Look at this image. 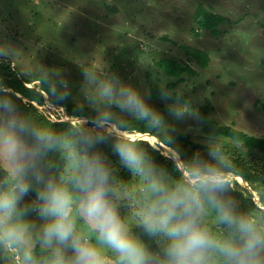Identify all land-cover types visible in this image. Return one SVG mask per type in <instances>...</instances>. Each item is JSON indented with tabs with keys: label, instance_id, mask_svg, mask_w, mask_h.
Here are the masks:
<instances>
[{
	"label": "clouds",
	"instance_id": "obj_1",
	"mask_svg": "<svg viewBox=\"0 0 264 264\" xmlns=\"http://www.w3.org/2000/svg\"><path fill=\"white\" fill-rule=\"evenodd\" d=\"M15 51L0 41V61ZM17 75L38 82L45 112L72 98L77 112L93 115L56 127L22 109L0 79V264H264V207L241 195L244 173L217 138L206 154L183 156L151 93L103 62L81 68L77 97L58 67L26 64ZM160 97L172 101L174 121L201 120L180 94L161 89ZM133 121L171 145L172 170L134 135Z\"/></svg>",
	"mask_w": 264,
	"mask_h": 264
},
{
	"label": "rangeland",
	"instance_id": "obj_2",
	"mask_svg": "<svg viewBox=\"0 0 264 264\" xmlns=\"http://www.w3.org/2000/svg\"><path fill=\"white\" fill-rule=\"evenodd\" d=\"M199 4L226 17L219 24V36L198 28L194 13ZM0 41L15 47L8 59L18 71L26 64L62 69L72 97L79 94L81 68L93 62H103L142 91L148 90L149 82L165 87L175 79L160 72L155 61L168 56L190 65L194 74H184L183 81L167 90L180 94L197 110L208 106L209 116L221 125L264 138V0H0ZM198 51L207 52L206 66L190 60L188 52ZM149 103L176 131L206 146L200 121H174L167 109L170 100L150 98ZM34 105L48 120L72 118L62 107L45 112L44 102ZM150 131L145 126V133H133L168 156L170 149L158 144ZM217 139L229 157L264 164V155L245 150L242 143ZM100 148L119 172L110 146ZM240 181L236 177L238 185L264 207L260 199L264 181Z\"/></svg>",
	"mask_w": 264,
	"mask_h": 264
},
{
	"label": "trees",
	"instance_id": "obj_3",
	"mask_svg": "<svg viewBox=\"0 0 264 264\" xmlns=\"http://www.w3.org/2000/svg\"><path fill=\"white\" fill-rule=\"evenodd\" d=\"M194 19L198 25V28L205 29L209 31L214 37L219 36L221 34V30L219 29V24L226 21V17L222 16L218 13H213L207 10L203 5L199 4L197 9L194 13ZM198 32H196V35ZM193 52H188L190 55V60L194 58L197 60L201 66H206L208 62L207 52L198 51L197 54H192ZM155 64L160 72H162L165 76L174 78L175 81L169 82L166 84L165 87L149 82L148 84V91L151 93L150 98H160V91L161 89H172L178 83L183 81L184 74H194V70L188 64H181L177 60L170 58L168 56H163L160 59L155 61ZM18 70L13 66L10 59L0 61V79L4 81V83L13 89L19 99L18 103L20 104L21 108L24 110H28L29 108L36 111V106L34 103H43L45 99V92L36 84H32V81L24 76L17 75ZM150 76V74H147ZM32 84V85H29ZM38 92L39 96L36 97L33 93ZM20 97L28 98L29 102H23ZM65 112L69 116L78 115V116H90L93 115L90 109L85 107L82 111H76V104L70 98L69 100L65 101L63 105H61ZM209 107L202 106L199 108V113L201 116L200 120V131L202 135L206 138H221V139H229L233 140L234 142H239L240 144L244 143L245 148L255 151L258 154L264 155V138L248 135L247 133L236 129L232 125H221L216 121L214 118L209 116ZM63 122H58L55 126L61 127ZM132 131L138 133H145V125L143 122L133 121L132 122ZM151 136L158 142V144H162L163 146L171 149V145H169L163 136L160 133H157L153 130L150 131ZM174 145L179 148L181 154L185 157L191 156L194 152H200L201 154H206V146L203 144L196 143L191 140L189 134L184 132L175 131L173 134ZM179 144L180 146H177ZM147 145V144H146ZM148 146V145H147ZM150 148L151 154L153 155L154 159L161 163L162 165L172 170L173 162L168 156L164 155L158 149ZM233 163L236 165L237 168L243 171V176H238V181L245 180L248 183H259L264 181V164L258 166L254 162L252 163L249 160H245L241 157H229ZM118 175L123 178H128V173L126 169L121 168L118 172ZM240 177V178H239ZM238 185V183L236 182ZM241 195L248 196L249 193H246L245 190L240 187ZM237 195H239L237 193ZM251 200L253 203L260 207L256 201L253 199L251 195ZM264 206V203L261 202Z\"/></svg>",
	"mask_w": 264,
	"mask_h": 264
},
{
	"label": "water",
	"instance_id": "obj_4",
	"mask_svg": "<svg viewBox=\"0 0 264 264\" xmlns=\"http://www.w3.org/2000/svg\"><path fill=\"white\" fill-rule=\"evenodd\" d=\"M160 145H162V144H160ZM165 147V146H164ZM167 149H169V148H167ZM171 150V149H170ZM240 178V177H239Z\"/></svg>",
	"mask_w": 264,
	"mask_h": 264
},
{
	"label": "bare ground",
	"instance_id": "obj_5",
	"mask_svg": "<svg viewBox=\"0 0 264 264\" xmlns=\"http://www.w3.org/2000/svg\"><path fill=\"white\" fill-rule=\"evenodd\" d=\"M152 139V138H151ZM241 180V179H240ZM239 182H241V181H239Z\"/></svg>",
	"mask_w": 264,
	"mask_h": 264
}]
</instances>
